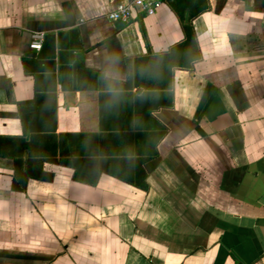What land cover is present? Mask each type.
<instances>
[{
	"label": "crops",
	"instance_id": "0c3cea01",
	"mask_svg": "<svg viewBox=\"0 0 264 264\" xmlns=\"http://www.w3.org/2000/svg\"><path fill=\"white\" fill-rule=\"evenodd\" d=\"M123 1L0 0V138L24 136L20 103L38 100L55 105L57 134L102 138L76 150L110 160L58 154L44 163L51 180L16 189V158L0 153V264H264V0H164L109 19ZM190 19L192 68L149 59L173 53ZM137 68L164 85L145 95ZM101 99L107 129L129 139L103 132ZM154 147L148 189L121 178Z\"/></svg>",
	"mask_w": 264,
	"mask_h": 264
},
{
	"label": "trees",
	"instance_id": "16d2710c",
	"mask_svg": "<svg viewBox=\"0 0 264 264\" xmlns=\"http://www.w3.org/2000/svg\"><path fill=\"white\" fill-rule=\"evenodd\" d=\"M192 18V16H191ZM185 32H186V40L177 45L173 49V53L165 56H154L149 59H165L170 61V67L173 66H183L186 68H192L193 62L196 60L201 59V53L197 43L196 32L194 27L190 22L184 24ZM181 51L179 57L176 53ZM159 78L160 74L158 71L156 72ZM80 83V82H79ZM134 84L139 88H147V91L144 92L145 95L150 96L154 94L155 88H159L164 84L160 82L158 79L156 81L155 76H148L144 77L143 74L140 72V69L137 68ZM80 86H83L80 83ZM173 86V83H172ZM173 88V87H172ZM104 96V95H103ZM101 103L103 108L101 110V129L103 132H111L110 134L118 137L119 139H129L131 137V133L124 129H107L106 121L108 118V112L104 109L103 99H101ZM160 103L156 105H151L149 112H153L157 108H160ZM51 109V110H50ZM20 113L22 117L23 124L25 126V135L22 137H13L8 139L0 138V141H5L4 148H14V150H9L3 152L2 150L0 153L9 154L16 158V174L17 180L14 182V187L16 189L22 188L28 182L29 177L44 179V180H51L53 175L45 171L44 163L46 160H56L58 154L61 156H79L76 158H92V159H77L78 161H87L89 163H97L100 165L101 170L107 169L108 167L105 165L106 163L110 162V160L105 159L104 150H100L99 148L95 151H86L81 152L75 149L76 145L80 143L79 141H85L86 143L89 141H96V145L99 144V140L102 143V138L99 137L97 134H57L56 133V121H57V111L55 105L53 108L48 109L46 111L44 109V105L39 104L38 100H34L32 102H22L20 103ZM51 120L52 124L47 126H38V123L44 120ZM31 132L30 137L28 138L27 135ZM165 132H158L156 133V146L160 140L164 137ZM138 136V135H137ZM1 143V142H0ZM29 152V157L27 160V166L24 167V154L25 152ZM95 154V155H93ZM101 154V155H99ZM95 156V157H81V156ZM157 155V149H154L148 153L147 156L141 158L139 160L138 165V173L137 178L128 177V176H121L119 173L114 171V174H119L122 179L127 180L129 182L137 184L139 187L143 189H148L149 184L147 182L148 173L144 169L143 164L149 160L150 158ZM99 156H102L99 158ZM99 158V159H98ZM70 163V162H69ZM101 171L99 170L93 179V183H97L99 175ZM76 178L78 180H82L85 182H91L86 177L82 175V171L78 167L76 172Z\"/></svg>",
	"mask_w": 264,
	"mask_h": 264
},
{
	"label": "built area",
	"instance_id": "2783aa9c",
	"mask_svg": "<svg viewBox=\"0 0 264 264\" xmlns=\"http://www.w3.org/2000/svg\"><path fill=\"white\" fill-rule=\"evenodd\" d=\"M164 0H127L117 4L116 8L108 14V18L114 21L129 22L136 13L153 15L163 5ZM44 40V33L35 36L31 48L40 50Z\"/></svg>",
	"mask_w": 264,
	"mask_h": 264
},
{
	"label": "clouds",
	"instance_id": "9594fccd",
	"mask_svg": "<svg viewBox=\"0 0 264 264\" xmlns=\"http://www.w3.org/2000/svg\"><path fill=\"white\" fill-rule=\"evenodd\" d=\"M104 78H105V79H109V78H111V79H115L116 77H115L114 74H112V73H107V72H106ZM108 91H109V92H114L115 90H114L113 88L109 87Z\"/></svg>",
	"mask_w": 264,
	"mask_h": 264
},
{
	"label": "water",
	"instance_id": "95a60500",
	"mask_svg": "<svg viewBox=\"0 0 264 264\" xmlns=\"http://www.w3.org/2000/svg\"><path fill=\"white\" fill-rule=\"evenodd\" d=\"M188 18V17H187ZM74 78H75V82H76V74L74 75Z\"/></svg>",
	"mask_w": 264,
	"mask_h": 264
}]
</instances>
